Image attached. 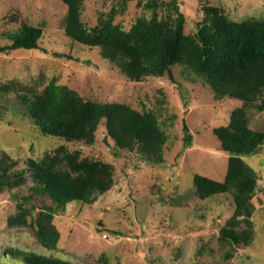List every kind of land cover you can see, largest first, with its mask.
Wrapping results in <instances>:
<instances>
[{"label":"rangeland","instance_id":"374dc122","mask_svg":"<svg viewBox=\"0 0 264 264\" xmlns=\"http://www.w3.org/2000/svg\"><path fill=\"white\" fill-rule=\"evenodd\" d=\"M156 2V9L147 3ZM169 0H84L81 21L88 27L107 20L129 30L135 18L153 12L157 20H173ZM186 18L184 33L193 35L202 18V7L221 9L227 20L243 22L264 19V0H178ZM123 5L120 10V5ZM66 7L59 0H0V47L10 43L21 24L40 28V50H15L0 54V88L10 81L33 86L39 92L49 82L66 86L86 100L119 103L138 112L150 111L166 140L161 150L163 163L149 164L137 150L114 148L102 122L92 145L67 144L43 136L11 101L2 102L0 90V161L10 158L12 171H24L19 188L0 189V264H16L3 256L5 250H21L69 261L72 264H264V143L244 163L257 175L258 190L252 198L249 221L229 219L234 202L229 194L199 198L194 177L222 182L229 155L213 136L214 128L226 126L236 99L217 100L209 87L180 66L168 76L127 81L99 55L98 49L72 42L63 33ZM58 55H71L69 60ZM6 98L10 97L8 95ZM248 127L264 133V110H246ZM192 136L183 146V125ZM64 146L79 151L82 158L111 167L109 190L89 204L72 202L58 210L53 224L59 233L57 248L48 250L36 240L30 228L12 226L17 203L33 186L28 160L42 162ZM36 207L50 204L36 196ZM239 233L234 241L225 232ZM114 232L118 233L115 234Z\"/></svg>","mask_w":264,"mask_h":264},{"label":"trees","instance_id":"16d2710c","mask_svg":"<svg viewBox=\"0 0 264 264\" xmlns=\"http://www.w3.org/2000/svg\"><path fill=\"white\" fill-rule=\"evenodd\" d=\"M59 1L67 10L64 35L78 45L98 49L101 58L127 81L137 83L146 77L164 75L173 80L171 68L180 66L187 79L190 76L201 79L217 100L230 98L242 103L241 108L231 112L226 126L212 130L221 150L229 155L223 181L197 175L194 185L201 199L219 194L232 196L235 208L228 220L232 226L238 221H249L253 209L251 200L256 195L258 183L256 173L242 158L254 154L264 143V133L248 127L246 113L249 108L264 110V19L237 23L227 20L221 9L204 6L196 32L186 35V18L178 0H169L167 6L174 14L173 20H157L153 12L149 18L136 17L129 30L124 31L113 23L115 13L111 12L107 20L101 19L96 26L88 28L81 21L84 0ZM156 6V2L145 5L149 10ZM41 35L40 28L21 24L9 36L10 43L0 47V54L19 49L46 53L38 44ZM58 56L75 60L71 55ZM0 90L4 94L1 101H11L12 108L19 110L43 136L67 144L92 145L98 126L103 122L104 141L109 138L115 149L137 150L147 163H163L160 154L166 137L150 111L138 112L124 104L86 100L54 81L39 92L33 86L13 81L1 85ZM183 132V146L188 148L192 136L185 124ZM14 164L8 157L0 161V189L22 186L24 171H12ZM28 166L33 186L29 188V195L20 198L17 214L9 219V224L30 228L42 247L55 250L59 233L53 220L58 210H65L72 202L89 204L106 193L110 188L111 167L82 158L79 151L70 153L64 146L42 162L28 160ZM37 195L47 197L51 203H41L37 211ZM225 233L234 241L239 238V233ZM3 256L16 264H72L10 248Z\"/></svg>","mask_w":264,"mask_h":264}]
</instances>
